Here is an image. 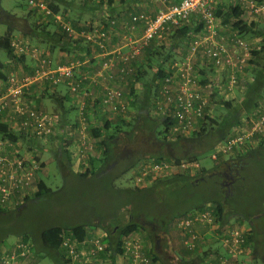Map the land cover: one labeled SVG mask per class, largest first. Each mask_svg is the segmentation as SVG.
<instances>
[{
  "label": "trees",
  "instance_id": "1",
  "mask_svg": "<svg viewBox=\"0 0 264 264\" xmlns=\"http://www.w3.org/2000/svg\"><path fill=\"white\" fill-rule=\"evenodd\" d=\"M47 1L55 14L64 12L69 15L70 13L68 18H72V25L78 31L86 28L92 30L91 21L100 19V24L97 29L107 31L109 35L108 40L111 39L110 43L107 41L108 43L106 44L108 49L116 43L121 42V35L124 33V28L118 24L111 25V20H117L119 22L116 16L117 14L114 13V9L111 7L112 0H99V2H95L96 0ZM119 1L120 4H125L126 2V0ZM179 2L180 0H175L171 4ZM28 3L26 4L28 5ZM105 4L106 6H104ZM127 9V11H130V7ZM224 10L219 7L216 16L218 18L221 17ZM226 10L228 14L224 21L227 22L229 27L236 31L240 37L245 39V36L250 35L255 38L254 40H259V42L255 43L256 47L253 46L251 50V59L248 62V73L246 70L248 80L244 83L242 82L245 89L243 92H237L233 99L226 100L219 96L217 86L214 85V79L209 76L207 67L201 66L199 63L194 65L198 75L196 81L198 80L201 86L209 85L213 87L205 109V114L203 118L199 119L197 123L198 128L195 132L188 136H183L182 134L171 135V127L175 124L174 121L171 117L157 114L158 111L155 105L160 97L164 80L168 76L169 66L173 61H176L172 58L173 50L177 47L178 42L183 40L188 43L189 36L192 33L200 31V25H196L191 21L189 25L168 33V37L174 33L178 36L168 49L164 45L166 39L159 43L154 41L148 43L140 55L131 61L132 73L124 80H114V87H118L116 83L124 84L128 79L132 81L128 85L125 83V86L127 85L129 87V95L131 97L128 98V101L130 105L127 103L124 94L125 91L122 87H118L124 97L126 106L125 113L106 119L102 123L97 122V126L92 123L93 126L89 129L94 137H99L100 144L106 146L105 154L108 157L110 167L107 166V174L103 176L104 178L98 179L102 171L101 169L90 171L91 173L80 170L76 171L72 166L74 156L70 151L69 144L65 138H60L59 153L61 158L58 164L63 173L67 174L71 172V176L75 180H79L86 185L103 183L105 193L112 189L115 190L117 195H119L117 199L119 203L114 204L116 210L110 214L115 213L116 215L118 209L124 208L126 210L128 209L132 218H135L131 221L127 218L126 224L123 226L120 221L115 219V216H106L107 214L104 213L102 219L100 218L96 225L93 226L100 228L106 233L104 235V241L109 244L108 251L110 255L108 259L111 260L112 264H115L116 260H118L117 258L123 253V238L133 235L136 232L138 233L139 231L144 232L147 235L148 242L153 243L158 248V253H155V256L149 254L158 264L160 262L161 264H187L185 259L180 257L175 250L170 231L171 224L175 220L196 211H211L216 222L220 223V228L227 227L226 217L228 215L234 214V216L246 217L252 222H257L259 218L264 217V139L258 141L257 147L253 143H246L247 147L245 149L247 154H245V151L237 152L235 155L215 163L211 168L199 165L201 157L207 150H212L215 143L222 142L231 130L234 131L243 124L249 125L250 118H253L256 115V111L262 109L264 106V33L259 30L256 31L255 23L245 22L242 19L244 12L239 5H229ZM7 13L12 17L18 18L13 12L6 10L1 5L0 0V20ZM33 14H37L39 16L38 18H41V22L34 24L30 21L25 25H17L11 21L13 23H7L6 29L0 34V54L1 52H5L6 57L9 58L5 60L0 57V81L5 86H7L8 78L12 74H9L11 68L8 63H12L14 60L24 63V57L27 55H19L14 52L12 41L17 36L28 39L31 42H39L35 44H41V46L46 47L52 53L60 51L70 55L85 52L86 56L91 54L89 49L91 47L96 48L95 51L97 53L100 51L99 47L91 41H86L83 38L69 37L56 20L49 18L43 20V15L33 8L28 11L26 18L33 17ZM19 32L22 36L21 34L17 35ZM79 57L84 56L80 55ZM102 60H104L103 57ZM145 66L147 70L144 69ZM34 73L30 74L34 75ZM15 74L17 75V73ZM137 84L142 89L140 96L135 93V88H133ZM49 85L55 86L52 84ZM137 100L139 101V108L135 107L138 103ZM32 104L36 108H39L34 101H32ZM130 109L134 113L133 117L127 116ZM157 127L162 128L159 133L162 135V140L157 141L158 143L152 142L150 144V140L141 142L140 136L144 138L152 135L156 136L155 130ZM218 132L221 135L219 134L215 142L214 135L217 136ZM18 134H20V137L23 135L31 136L25 130H19ZM0 135L13 142H16L18 138L16 133L14 136L5 129L0 131ZM138 137L140 138L139 140H137ZM188 140H198L197 142L204 143L206 146L198 148L191 147V149L186 150L181 149L180 145ZM169 146L177 149L178 154H171L174 149H169ZM38 158L32 157V159L37 161ZM143 160L165 161L176 166L182 164H197L198 167H191L192 170L197 168L195 174L190 175L187 172L174 174L166 178L162 177L156 180L152 186L143 189H115L113 187L114 178L116 179L126 175L135 169L138 163ZM253 166L256 167L251 170ZM251 179H254V189L257 191L258 196L254 200V210H249V212L245 213L235 203V196H239L240 194L243 196L247 195L246 189L249 187L248 184ZM52 192L53 189L44 180H41L38 184L34 199L45 197ZM120 197H128L129 201L121 202ZM133 198H137V202ZM30 200H33V197H26V203H29ZM9 213L11 212L6 211V209H0V221L8 219ZM116 227L118 228L115 231ZM255 230L256 228L254 227L249 232L248 243L254 245L253 255L256 256L258 248L260 251L263 249L264 240L261 241V239L264 232L259 237L258 243L255 244L256 242L252 236ZM66 232L72 234L80 242L86 240L89 235L87 225L84 223L50 225L42 229L39 234H35L34 237L32 233L13 231L17 235H23L21 239L30 243L32 251L38 249V253L54 259L59 263L63 259V254L61 253L62 242H64V234ZM29 235L32 236L33 240L30 239ZM30 241L33 242L31 243ZM146 242L144 243L145 245L147 244ZM195 253L188 251V254L192 256Z\"/></svg>",
  "mask_w": 264,
  "mask_h": 264
},
{
  "label": "built area",
  "instance_id": "2",
  "mask_svg": "<svg viewBox=\"0 0 264 264\" xmlns=\"http://www.w3.org/2000/svg\"><path fill=\"white\" fill-rule=\"evenodd\" d=\"M160 1V0H155ZM222 0H180L179 3L163 6L155 14L132 12L127 20L120 22L124 28L121 42L106 47L109 35L103 29L93 28L94 35L77 32L71 22L55 14L47 0H28L31 8L37 10L45 18L54 19L69 37L86 36L95 43L100 51L98 56L104 58L91 75L79 70L75 62L57 63L53 61L50 51L28 39L15 37L12 41L14 52L31 54L36 60L34 75L19 77L12 73L7 81V92L0 97V112L10 106L14 113L23 119L19 130H25L29 135L46 142L55 133H64L65 128H59L60 117L56 114L36 108L28 98L29 88L35 83L48 82L58 86L65 84L72 94H80L79 101V146L77 156L83 163L89 157L93 145L87 134V98L91 106L106 112L107 119L124 114L126 106L124 97L118 87L105 86L100 98L92 96L86 86L99 79L110 82L124 80L133 71L130 66L148 43L161 42L169 32L178 30L191 21L200 25V31L189 36L188 48L183 58L173 61L169 66L167 78L160 91V97L155 103L157 114L171 117L174 125L171 135H191L198 128L199 119L203 118L213 87L201 86L197 79L194 65L211 66L214 70V85L218 94L228 100L233 99L236 92H243V83L248 80L246 70L251 59V50L255 44L247 42L231 27L228 33L221 31L220 19L216 16L218 5ZM230 5H239L244 13L254 16H264V0H229ZM111 20V25L118 24ZM255 43L259 40H254ZM209 70V69H207ZM243 82V83H242ZM87 114V115H86ZM236 133L224 142L220 153L223 156H233L237 152H246V143L257 147L258 141L264 139V106L250 118V124H243ZM63 135V134H62ZM256 137V138H255ZM257 139V140H256ZM0 135V209L14 206L18 196L31 193L36 187L37 170L40 164L35 159L26 158L20 146ZM219 153L212 155L217 160ZM188 168L198 167L197 164L187 165ZM165 161L146 160L136 171L135 181L139 186H149L153 180L166 176L175 169H185ZM176 228L183 236L184 246L188 251L197 252L201 248L205 235L198 230L206 227L210 233L220 239L225 250L211 257L209 264H236L251 252L248 243L249 230L243 227L220 228L211 211H196L176 220ZM214 232V233H213ZM109 244L103 236H93L80 242L66 232L62 249L65 251L69 264H112L108 259ZM144 242L137 236L129 235L123 238V253L117 258L119 264H158L145 251ZM29 242L19 239L14 247L2 254L1 264H20V260L32 255Z\"/></svg>",
  "mask_w": 264,
  "mask_h": 264
},
{
  "label": "rangeland",
  "instance_id": "3",
  "mask_svg": "<svg viewBox=\"0 0 264 264\" xmlns=\"http://www.w3.org/2000/svg\"><path fill=\"white\" fill-rule=\"evenodd\" d=\"M28 1L27 0H1V5L4 8L11 9L13 8L16 10L15 16L18 18L12 17L9 13L0 20V34L4 32L6 29V24L7 23H13L17 25H25L28 22H33L34 24H37L38 22H41V18H38L39 16L37 14H33V17L26 18L28 16V11L31 9L29 3L28 5L26 4ZM175 2V0H160L159 2V8H162L163 6H168L171 3ZM230 3V1H228ZM23 4V5H22ZM158 5V4H157ZM230 5V4H229ZM157 8V6L155 7ZM154 9H151L150 12L153 14ZM12 12V11H11ZM153 12V13H152ZM61 13V16L64 20L73 22L72 18H68L69 15L67 13ZM227 15V13L225 14ZM47 19L43 16V20ZM13 21V22H11ZM247 21L249 23L253 22L256 24L255 29L256 31H262L264 33V16H254L252 14H249ZM74 24V23H73ZM172 35H174L172 37ZM172 37V38H171ZM178 36L176 34H171V36H167L165 40V46L168 49L169 46H171L173 41L177 39ZM257 38V37H256ZM174 39V40H173ZM245 39L247 42L255 44L254 37L247 35L245 36ZM256 47V46H255ZM254 47V48H255ZM188 48V43L185 41L178 42L177 47L173 50L172 52V58L174 60H179L183 58L186 54ZM58 54L60 51H55ZM0 57L8 60L9 58L6 57L5 52H1ZM25 57H27L25 55ZM60 57L55 55V60L54 62H57ZM76 59H79L77 57ZM60 63V62H57ZM10 65L11 71L17 73L19 77L24 76L25 74V67L22 65V68H20V64L18 63L17 60H14L12 63H8ZM147 67L145 66V70ZM22 69H24L22 71ZM249 67L247 69L248 73ZM23 72V73H22ZM21 73V74H20ZM209 76L211 78H214V74L211 76V72H208ZM31 75V74H28ZM132 82L130 79H128L125 83H130ZM39 84V83H37ZM130 85V84H129ZM0 86H5L3 82L0 81ZM131 86V85H130ZM127 89L129 87H126ZM135 88L134 90L136 91L138 96L141 95L142 89L140 85L138 87H133ZM125 89V88H124ZM237 93V92H236ZM236 93L234 94L236 96ZM125 97L130 98L131 96L129 95V89L126 90V93L124 92ZM234 96V97H235ZM45 100L42 102L41 101V108L42 110L53 113L56 115L61 114V108L58 102H53L51 99L49 100V97L42 96ZM238 98V97H237ZM137 105L135 106L136 108H139V101L137 100ZM127 103L130 102L128 101ZM136 110V109H135ZM135 112V111H134ZM155 114V113H154ZM136 115V113H135ZM128 117H133L134 113L131 111V109L128 112ZM103 120H101V123L104 122L105 115H103ZM73 130V129H71ZM162 130L161 127H157L155 130V135L149 136L147 138L141 137V142L149 141V144L152 142H157L159 140H162V135L159 134L160 131ZM222 132V131H220ZM237 131H230L229 134L224 138V140L220 143H215L214 147H212V150H207V152L204 153V155L201 157V162H199V165L205 166L207 168H211L215 163H218L220 160L227 159L230 156H223L222 153H220V149L222 148L224 142L226 139L230 136H233ZM63 136L65 137V133H62ZM60 133H55V135H52L48 143H44L43 145H40V148L42 151H37L33 153L34 158H38V162L40 164V169L37 170V180H36V187L35 191L27 194L24 196L23 202L21 201L19 204L16 206L14 205L11 208H7L6 211H10L8 219L0 221V239L1 243H4L1 245L0 243V256L4 251H6L7 246L9 247L10 245H7V243L14 242L17 238V234L13 233V231H20V232H26L28 234H33L32 236L34 237L35 234H39L42 229L45 227H48L50 225H59V224H78V223H84L87 225V229L90 230V233H95V231H101L100 228H94L92 226L96 225V223L99 221V219H102V215L106 213V216H115V219L117 221H120V223L123 224V226L126 224V219L128 218L129 221H131L132 218L130 213L128 212V209H118L117 213H112L115 209L114 204L117 203V199L119 198V195L115 192V190H109V192L105 193V186L103 183H91L89 185H86L85 183H82L79 180H75L73 176H71V172H68L67 174L63 173L61 168L59 167L58 161L60 160L61 156L59 153V146H60V138H64ZM89 136H91L92 140V158L90 159L89 164L92 161H97L95 163L96 168L94 171H97L101 169L100 177L98 179H101L103 176H105L106 173V168L107 166L110 167V163L108 162V157L105 154L106 151V146H102L100 144V139L99 137H94L91 133L90 130H88ZM219 134L217 133V136L214 135L215 137V142L216 139L218 138ZM75 139L79 144V136L77 137L75 135ZM139 137L137 140L140 139ZM171 139V138H170ZM198 140H188L187 142H184L182 145H180L181 149H191V147H205L206 144L197 142ZM214 141V139H213ZM158 143V142H157ZM211 144V143H210ZM209 144V145H210ZM24 147L27 151L31 150L29 147L28 142H24ZM208 145V146H209ZM207 146V147H208ZM174 149L172 146H169V149ZM180 149V148H179ZM184 150V151H185ZM170 151V150H169ZM172 151V150H171ZM214 153H219L220 157L215 161L212 158V155ZM171 154H178L177 149H174ZM247 154V151L245 152ZM158 160V159H156ZM145 160L141 161L138 163L137 167L127 173L126 175L120 177V178H114L113 180V187L115 189H134V188H147L145 187L146 185L139 186L136 181V171L138 170L139 165L144 162ZM88 162V161H87ZM86 163V162H85ZM98 164V165H97ZM84 165V164H82ZM186 165V164H185ZM187 166V165H186ZM86 167V166H85ZM256 166H253L251 170H253ZM87 171L85 172L91 173V168H86ZM109 169V168H108ZM109 172V171H107ZM189 173L190 175L195 174L197 172V168L193 169L188 168V166L181 170V169H175L173 172L166 176H161L158 177L157 179L153 180L151 183H149V186H152V184L158 180L169 176H172L174 174H181V173ZM251 174V172H249ZM104 178V177H103ZM44 180L50 188L53 189L52 193H49L47 196L39 198V199H34V195L38 189V184L39 182ZM249 187L246 189L247 195L243 196L240 194L239 196H235V203L237 206L240 208L241 211L243 212H249V210H254L255 207V199L258 196L257 191H255L254 187V179L249 180ZM108 186V185H107ZM110 186V185H109ZM26 197H33V200H30L29 203H26ZM121 202H127L129 201L128 197H120ZM135 202H137V198H133ZM31 203V204H30ZM119 203V202H118ZM24 209V210H23ZM14 211V212H12ZM18 212V213H17ZM111 218V217H110ZM226 225L230 227H245L249 232L255 227L256 230L254 231V234L252 235L255 240V244L258 243L259 237H261L262 233L264 232V217L259 218L257 222H252L248 220L246 217H242L239 215H228L226 217ZM176 220L171 224V235L174 241V247L178 255L180 257L184 258L187 264H206L211 261V257H214L215 254H212L213 252L210 251L209 249H206L207 243L209 242L206 240L207 238L205 237V240L202 241L201 248L195 253L194 256L188 254V250L184 247V241H183V236L181 232L179 231L178 228L175 226ZM201 235L209 231L206 227L200 226L199 227ZM102 232L104 235L106 234L103 230ZM30 236V239L33 240L32 236ZM137 237L142 238L148 245L152 246L155 250L156 253H158V248L153 244L149 243L147 240V235L139 231ZM264 240V235L262 236L261 241ZM33 242V241H32ZM217 243V242H216ZM215 243V244H216ZM214 244V245H215ZM251 246V252L249 255L245 256L242 258L239 264H264V241H263V249L260 251L258 248L256 256L254 254V245L250 243ZM214 247V246H213ZM217 247L213 248V251L216 250ZM35 250L34 252H36ZM262 252H263V257H262ZM33 254V253H32ZM256 257V258H255ZM45 260V259H44ZM207 261V262H206ZM44 264H55L53 259H50L49 257H46V261Z\"/></svg>",
  "mask_w": 264,
  "mask_h": 264
},
{
  "label": "crops",
  "instance_id": "4",
  "mask_svg": "<svg viewBox=\"0 0 264 264\" xmlns=\"http://www.w3.org/2000/svg\"><path fill=\"white\" fill-rule=\"evenodd\" d=\"M113 3L111 4L112 8L114 9V13L117 14L116 16L118 17L117 19L119 20V22H123L126 18V16H128L129 12L135 11V12H146L148 14H151L150 10L154 9V13H156V11L158 9H160L159 7V3H155L157 1L155 0H126L125 4H120L119 0H112ZM229 0H222L221 3L218 5V8L221 7L224 10L223 14L221 15V17H219L220 22H221V31L223 33H228V29L229 26L227 25V22H225L224 20L227 18V15H225L226 13L228 14V11L226 10L227 7L229 6ZM95 2H99V0L95 1ZM159 2V1H158ZM158 4V5H157ZM106 6V4L104 5ZM157 6V8H155ZM103 7V6H102ZM128 7H130V11H127ZM6 10H10L13 13H16V10H14L13 8L11 9H7ZM111 9V8H110ZM152 15V14H151ZM249 16V13H244L243 16V20L245 22H247V18ZM100 19H94L93 21H91L92 25V30L86 28V29H81V30H77V32H84L88 35H94L95 31L93 30V28L98 27L100 24ZM224 21V22H223ZM195 23V21H194ZM196 24V23H195ZM118 25H120L118 23ZM88 31V32H85ZM117 33V32H115ZM21 33H17V35H20ZM119 35V34H118ZM22 36V34H21ZM113 36V35H112ZM116 37V35H115ZM114 37V38H115ZM75 38H83L86 41L87 40L86 36H82V35H75ZM111 40V39H110ZM110 40H108V42L110 43ZM257 41V40H256ZM107 42V43H108ZM258 42V41H257ZM256 42V43H257ZM35 43H39V42H33ZM41 45V44H40ZM43 47V46H42ZM46 48V47H43ZM90 49V55H86L85 56V52H82L81 54L79 53H73V54H66L65 52H59L58 54H56L57 52H49L50 55L52 56L53 60H55V55L59 56L60 58L58 59L57 62H75L79 65V70L83 73H88V74H93L98 66L100 61L102 60L101 56H98V53L95 51L96 48L91 47ZM80 55H83L84 57H79ZM27 57H24V63L22 62H18L20 64V68H22V65L25 67V75L28 74H32L33 72H35V66L37 63L36 58L31 55V54H27ZM77 57H79V59H76ZM82 58V60H81ZM207 69H209V71L211 72V76L212 74H214V70L211 66H209ZM9 70V68H8ZM24 69H22L23 71ZM13 73V71L9 72ZM23 73V72H22ZM21 74V73H20ZM115 82L112 81H108V80H98L97 82H90L88 84L87 89L91 92L92 96H95L96 98H100V96L102 95L103 91H104V87L105 86H113L114 87ZM116 86L118 87H122L123 90L126 93V87L125 83H116ZM135 87H138V84L135 85ZM125 88V89H124ZM7 91V86H0V97L4 96L6 94ZM46 94L47 97H49V100L51 99V101L53 102H58L61 108V114L59 115L60 117V126L59 128H65V139L67 140V143L69 144L70 147V151L73 153L74 156V160H73V167L76 171H87L86 168H91V171H94L96 168L95 163L97 161H92L90 162V159L92 158V151L89 153V157L85 159L83 163L82 160H80L77 156V148L79 146L78 142L76 141V137L75 135L78 137L79 136V125H80V119H79V101L81 100V95L80 94H72L70 92V89L68 88L67 85L65 84H61L58 86H50L47 82H40L39 84H36L34 86H30L29 88V94H28V98L30 99V101H34L35 104H37L38 107L42 108V104L41 101L43 102L45 99L42 98V96H44ZM53 94V95H51ZM126 100L128 102V97H126ZM87 102V111L86 113L88 114V120H87V133L88 130L93 126L92 123H94L95 126H97V122H101V120H103V115H105V119H107V115L106 112H104L103 110L99 109H95L93 106H91L90 103V99L87 98L86 100ZM40 108V109H41ZM86 114V115H87ZM22 117L19 116L18 114L14 113L12 108L10 106H8L6 109H4L3 111L0 112V131L2 130H8L9 133L11 132L14 136L15 133L18 136L17 141L14 143L15 145L20 146L22 153L26 156V158L31 159L33 157V153L39 151L40 145H43L44 143H48V141L43 142L40 139H37L33 136H22L20 137V134H18L19 132V127H20V123L22 121ZM3 127V128H2ZM73 129V130H71ZM59 132V131H58ZM89 140L92 142L91 140V136H89ZM79 140H80V136H79ZM24 142H28L29 147L31 150L27 151L25 149V145ZM93 143V142H92ZM36 148V149H35ZM60 151V149H59ZM92 154V155H91ZM88 161V162H87ZM84 164V165H82ZM98 165V164H97ZM86 166V167H85ZM42 180V179H41ZM35 191V187H33L30 192ZM23 195L18 196L16 202L14 203V205L16 206L17 204H19L21 201L23 202ZM10 212V211H9ZM93 227V226H92ZM97 228V227H93ZM199 230V229H198ZM200 231V230H199ZM89 235L87 238H92L93 236L97 235V236H103L104 233L101 231H95V233H90V230H88ZM214 233V232H213ZM203 234H205V237L207 238L206 240H208L209 242L207 243L206 249L212 251V254L215 253H220V254H224L225 250L222 246V243L220 241V239H218L217 237H215L212 233H210L209 231H207L206 233L203 232ZM138 233L136 232L135 234H133L132 236H137ZM23 237V235H18L16 240L14 242H10L7 243V245H10L9 247L7 246L6 251L12 249L15 245V243L21 239ZM86 238V239H87ZM140 238V237H139ZM141 240L145 243V241L141 238ZM32 243V241H30ZM217 242V243H216ZM216 243V244H215ZM4 243H1V245H3ZM215 244V245H214ZM145 252L149 255L155 256V250L152 246L146 244L145 245ZM217 247L216 250L213 251L214 247ZM185 247V246H184ZM186 248V247H185ZM187 250V248H186ZM4 251V252H6ZM35 250H33V254L28 257L27 259H22L20 260V264H44L46 261V257L45 255L38 253V249L36 252H34ZM61 253L63 254V259L62 261L56 262L54 259L55 264H69L66 255H65V251L62 249ZM45 259V260H44ZM242 260V259H240ZM119 259L116 260L115 264H119ZM207 262V261H206ZM161 264V262H160ZM163 264V263H162ZM209 264V263H206Z\"/></svg>",
  "mask_w": 264,
  "mask_h": 264
},
{
  "label": "water",
  "instance_id": "5",
  "mask_svg": "<svg viewBox=\"0 0 264 264\" xmlns=\"http://www.w3.org/2000/svg\"><path fill=\"white\" fill-rule=\"evenodd\" d=\"M118 227L115 228V231L117 230Z\"/></svg>",
  "mask_w": 264,
  "mask_h": 264
}]
</instances>
